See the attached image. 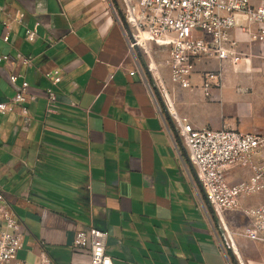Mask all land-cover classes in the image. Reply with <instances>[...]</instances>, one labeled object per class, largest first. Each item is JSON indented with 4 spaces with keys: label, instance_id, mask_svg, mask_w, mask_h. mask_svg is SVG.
Here are the masks:
<instances>
[{
    "label": "crops",
    "instance_id": "obj_1",
    "mask_svg": "<svg viewBox=\"0 0 264 264\" xmlns=\"http://www.w3.org/2000/svg\"><path fill=\"white\" fill-rule=\"evenodd\" d=\"M6 30L0 100L26 81L30 118L23 130L19 106L0 114V192L23 230L19 260L38 264L44 250L52 264H90L71 247L75 232L90 227L107 232L113 264H231V241L242 255L264 246L229 236L243 229L235 214L208 208L168 113L196 129L264 136V46L232 30L242 60L207 99L198 76L192 91L173 85L165 68L144 77L148 59L130 50L104 0H0ZM217 67L202 61L197 72ZM47 89L57 96L48 115Z\"/></svg>",
    "mask_w": 264,
    "mask_h": 264
},
{
    "label": "built area",
    "instance_id": "obj_2",
    "mask_svg": "<svg viewBox=\"0 0 264 264\" xmlns=\"http://www.w3.org/2000/svg\"><path fill=\"white\" fill-rule=\"evenodd\" d=\"M123 22L130 50H142L149 58L140 66L144 77L145 73L160 76L165 68L173 85L192 91L198 76L207 99L222 86L223 73L242 60L237 42L230 37L232 30L238 29L250 43L264 46V0H131ZM26 40L34 41L35 34L27 30ZM0 42H8L7 30L0 34ZM8 59L1 56L0 62ZM20 59L23 65H30L29 58ZM202 61H216L218 67L198 73ZM60 80L53 76L52 84L56 86ZM9 82L14 85L16 77L10 76ZM27 88L23 81L9 101L0 100V114L9 112L11 105L19 106L23 130L30 126L28 111L22 106L28 100ZM46 99V114L56 113L57 96L52 89H47ZM168 113L177 120V134L208 208L214 215L240 210L246 226L242 232L227 230V234L264 245V136L228 128L196 129L187 119L177 118L172 108ZM249 198L259 202L245 207ZM22 237V227L0 192V264H25L17 258ZM106 239V231L90 227L75 232L71 247L87 252L90 264H113L105 250ZM230 248L236 252L234 241ZM38 264H52L44 250L38 255Z\"/></svg>",
    "mask_w": 264,
    "mask_h": 264
},
{
    "label": "rangeland",
    "instance_id": "obj_3",
    "mask_svg": "<svg viewBox=\"0 0 264 264\" xmlns=\"http://www.w3.org/2000/svg\"><path fill=\"white\" fill-rule=\"evenodd\" d=\"M131 0H104V4L108 7V11H110L117 20L121 23L123 28L126 30L123 17L128 8V2ZM135 55L140 58H148L146 54L141 50H135ZM146 75V74H145ZM259 202L258 198H249L244 202L245 207H250L256 205ZM240 211H234L232 214H235L231 217V221L233 224H237L240 227H245L247 224V219L241 213H237ZM216 216V215H215ZM218 228V225L216 226ZM219 228L223 227L219 224ZM234 232V231H231ZM232 251V250H231ZM233 252V251H232ZM247 261H252L255 264H264V246L252 247L251 245L247 248L246 254L243 255L240 251L233 252L232 258L230 257L229 262L231 264H249Z\"/></svg>",
    "mask_w": 264,
    "mask_h": 264
}]
</instances>
